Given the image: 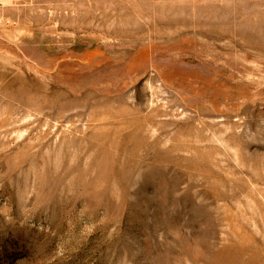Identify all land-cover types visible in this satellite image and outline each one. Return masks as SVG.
I'll list each match as a JSON object with an SVG mask.
<instances>
[{
  "label": "rangeland",
  "instance_id": "obj_1",
  "mask_svg": "<svg viewBox=\"0 0 264 264\" xmlns=\"http://www.w3.org/2000/svg\"><path fill=\"white\" fill-rule=\"evenodd\" d=\"M0 264H264V0H0Z\"/></svg>",
  "mask_w": 264,
  "mask_h": 264
}]
</instances>
